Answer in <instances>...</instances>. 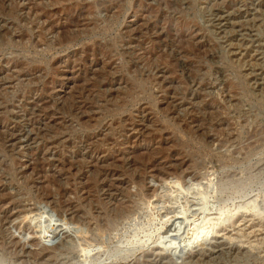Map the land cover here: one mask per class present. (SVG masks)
Segmentation results:
<instances>
[{"label": "rangeland", "instance_id": "374dc122", "mask_svg": "<svg viewBox=\"0 0 264 264\" xmlns=\"http://www.w3.org/2000/svg\"><path fill=\"white\" fill-rule=\"evenodd\" d=\"M0 264H264V0H2Z\"/></svg>", "mask_w": 264, "mask_h": 264}, {"label": "bare ground", "instance_id": "6f19581e", "mask_svg": "<svg viewBox=\"0 0 264 264\" xmlns=\"http://www.w3.org/2000/svg\"><path fill=\"white\" fill-rule=\"evenodd\" d=\"M2 1V0H1ZM0 1V2H1ZM6 6V5H5ZM62 33V32H61ZM5 34V33H4ZM4 38V37H3ZM63 39V38H62ZM179 188V187H178ZM169 190V189H168ZM171 190V189H170ZM172 191V190H171ZM168 193V192H167ZM164 200V199H163ZM127 212V210H120L119 212L115 213V215L113 216V218L117 219V218H122L124 217V214Z\"/></svg>", "mask_w": 264, "mask_h": 264}]
</instances>
